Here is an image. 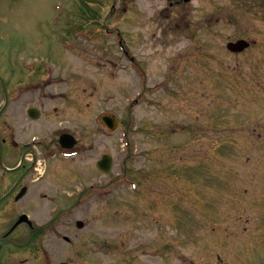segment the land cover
Masks as SVG:
<instances>
[{"label": "rangeland", "instance_id": "rangeland-1", "mask_svg": "<svg viewBox=\"0 0 264 264\" xmlns=\"http://www.w3.org/2000/svg\"><path fill=\"white\" fill-rule=\"evenodd\" d=\"M234 9L224 0H0V53L20 44V58L50 55L65 72L51 92L64 87L63 121L80 134V156L60 166L70 173L62 194L80 191L67 212L83 223L72 264H215L209 247L225 227L206 209L225 203L224 185L204 129L206 105L221 116L232 104L221 94L235 97L237 57L225 49L238 38ZM104 154L108 174L96 168Z\"/></svg>", "mask_w": 264, "mask_h": 264}, {"label": "flooded vegetation", "instance_id": "flooded-vegetation-1", "mask_svg": "<svg viewBox=\"0 0 264 264\" xmlns=\"http://www.w3.org/2000/svg\"><path fill=\"white\" fill-rule=\"evenodd\" d=\"M224 1L238 11V38L225 45L237 57L238 76L235 97L221 94L232 103L226 112L217 116L206 105L208 160L213 166L220 160L225 202L206 209L211 224L225 227L208 255L215 264H264V0ZM235 42L239 48L231 50ZM20 47L8 44L0 53V264H72L80 257V229L67 212L80 191L62 194L70 173L60 166L70 154L80 156V134L63 121L69 115L64 87L51 92L53 75L60 87L65 72L52 69L50 55L20 58ZM66 134L76 140L71 149L62 145Z\"/></svg>", "mask_w": 264, "mask_h": 264}, {"label": "water", "instance_id": "water-1", "mask_svg": "<svg viewBox=\"0 0 264 264\" xmlns=\"http://www.w3.org/2000/svg\"><path fill=\"white\" fill-rule=\"evenodd\" d=\"M190 0H184V2H189ZM234 46V48H232L231 46H229V48L231 50H237V48H239V43L236 44H232ZM101 121L102 123L109 129V130H114L116 125H117V121L115 118L107 116V115H103L101 116ZM75 144L74 139L70 136V135H64L62 137V145L64 147L67 148H71L73 145ZM112 167V159L110 156L108 155H103L101 160L97 163V168L102 172V173H107L110 171ZM78 227H82V223L78 222Z\"/></svg>", "mask_w": 264, "mask_h": 264}]
</instances>
